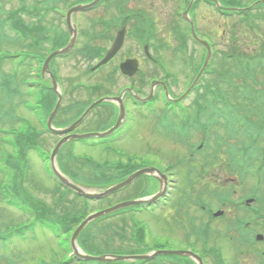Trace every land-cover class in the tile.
Here are the masks:
<instances>
[{
    "label": "rangeland",
    "instance_id": "obj_1",
    "mask_svg": "<svg viewBox=\"0 0 264 264\" xmlns=\"http://www.w3.org/2000/svg\"><path fill=\"white\" fill-rule=\"evenodd\" d=\"M224 1H226V6H229L231 3L233 6H245L246 4L252 5L253 3L252 0ZM144 2L145 3H138L137 8H140L142 4H144L143 8L146 9L148 13L147 18H151L155 26L151 41H155L157 46H153L150 50L154 54V57L158 59V62L160 63L159 65L164 64L169 69L168 71H172L179 76L180 80L178 82L173 81L172 79L170 80L172 91L175 94H181L185 90L183 84L184 79L182 78L187 75V72H190L189 68L192 66V63H189L188 65L186 64L188 61V53L184 49H181V41L175 30V25L178 23L175 11L180 10L178 8H180L182 1L145 0ZM4 4H6L7 7H12L16 5V2L15 0H5ZM54 4H58L59 6L60 4L64 5V0L60 3ZM187 7L188 5H186L185 10ZM63 10L65 11V8ZM89 14H94L96 16L103 15L110 18L114 15V12L112 9L106 11L105 9L100 8ZM84 15L86 16V14ZM235 15L238 14H234L233 17L227 18L216 13L210 6L208 7L203 4L198 5L196 22L198 24L199 32L205 35L210 41L215 42L216 54L212 62L214 68H221V62L224 60L226 63L233 62L229 54H233L231 48L233 44L232 41L234 40L237 41V49H240L241 45L245 44L244 48L250 47L251 49L257 50L253 56L257 62L264 58V35L261 34V31L264 29V24L259 20L255 21L250 35H246L248 31L246 30L244 22L242 23L241 18ZM263 15L264 11L262 8L255 11V16L259 17ZM57 16H59V14L52 10L47 15L45 22L52 24L57 21V25L60 28H63L61 23H59V18ZM88 19L89 17L87 16L80 20L81 24L86 23V25H81L82 29L87 32L84 33V37L89 39L100 35L107 42L108 34L103 32L104 27ZM78 20L79 16L77 17V21ZM99 43H104V41L100 40ZM161 43L163 45H161ZM3 46H6V43ZM195 47L198 48L199 46L195 45ZM8 48L11 49L10 51L12 52H21L25 49L12 45L8 46ZM128 49H131L132 54L135 57H139L142 62V73L137 76L136 80L137 84L140 86L142 85L144 88L143 92L147 94L151 90L150 85L146 86L148 79L154 76H156L155 78H159L163 69L143 58L139 49L137 50L131 45L127 46L126 52L122 57L128 56ZM60 62L61 63L57 66V69L61 75V82L66 90V98L56 118L58 124H69L71 123V119L75 116V110L72 109L75 102L72 100H81L80 98H83V95L81 96L80 92L76 87L74 89L73 86L76 85L78 81L88 79L87 74L85 73L87 65H85L86 62L80 55L71 58L66 63L63 61ZM184 63L187 71L184 70ZM8 67L9 65H7L6 70ZM254 73L259 77L258 83L264 81V74L261 66L255 69ZM208 79L209 74H202L199 78V83L204 84L205 80L207 81ZM238 80L239 81L236 83L241 85L244 83L243 79ZM250 84L255 86L254 83ZM192 86L193 84L191 87ZM160 87L161 84L158 83L157 86L155 85V90L157 89L161 93ZM225 88L231 93L230 99H236L237 101H240V103L243 102L244 97L236 92L235 87L234 89H230L228 85H225ZM203 89L205 91L204 86L201 90ZM258 89L264 91L262 88ZM192 95L193 94L186 98V103ZM236 104L238 105V103ZM215 111L216 109L213 108L212 112L207 113L206 107L196 105L195 112L187 118V121H191L195 118L202 120L205 113L208 114L211 120H214L213 113H215ZM17 112L19 115L25 116V111L22 107H18ZM129 112L130 116L127 117L126 121L128 122V120L132 118V130L127 133L124 139L114 142V145H116V147L118 146V148L130 151L129 154L142 156V159H145L144 164H146V166H153L155 170L154 173L162 176L164 183L168 184L163 198L164 200L171 199L170 204L165 206V208H161L160 204H157L153 210L149 209L135 212V215L133 216L134 221L132 219V214L128 213L125 216L119 215L104 220L102 226L97 224V226L89 227V225L88 231H90V233L91 231L95 233L94 241L96 245L91 249L93 254H95V256H101L103 253L139 255L145 254L146 250L150 249L154 252L160 250H177L189 246L200 255L203 253L207 264H218L220 262L222 264H262L261 254L259 253L261 250H264V243H258L257 236H259L258 234L264 235V220L254 216V214L251 216L249 211L250 208L248 207L249 210H247L245 206L242 210H239L234 206V203L239 201L244 194H249L254 191H256L257 194L259 193V188L255 185V176L251 174V168L247 169L248 171L244 173L245 176L243 177L235 174V172H233L235 169H230V161L228 157L230 149H232L233 154L239 153V149L236 146L237 139L234 135L229 138L230 141L226 139L223 142L210 141L209 138H207V143H210L211 146L209 149L207 147L209 145L200 146V142L204 141V133L197 134L193 138H190L191 141L184 137V132L179 135V138L174 135L167 137L152 119L143 118L137 108L129 106ZM103 115L104 114L99 111L92 113L80 130L85 131L95 129L101 126L102 122H99L100 120H103L106 123H113V116H108L105 119ZM27 119L32 123L33 112H27ZM55 119L53 118V121ZM212 130V126L209 128L205 125L201 126V132H211ZM217 131L220 134L225 135V131H222L221 129H217ZM255 132L261 137L260 142H262V144L259 145L261 151L256 152L257 155L254 152H252V154L256 156L257 160L262 162L264 151V129L259 131L255 130L253 127L250 128L249 137H253ZM233 133L234 131L232 130L230 134ZM44 136V145L49 149L54 138L50 137L47 133H44ZM111 147L113 148V145H111ZM69 150L77 156H87L90 157V159L93 158L91 159L92 161H98L100 163L117 161V154L114 151H107L106 148L102 146L88 148L86 142L80 140H74L69 143L63 151L62 158L65 160L64 163H61L60 168L63 169L65 175L66 173H69V171L74 170L75 174L78 176L76 182L82 187L89 191H101L105 189L106 186L104 188L102 186H93L92 184L90 186V184L85 183L97 179L98 175L94 174V171L88 168L82 169L81 167H78L80 166V159H78L77 156L74 157V160L67 161L66 155H68ZM148 150H151L149 154L147 153ZM32 156L34 158L35 154H32ZM36 157L37 159L34 158L35 160L31 162L34 170H31L29 174L30 178L28 185L38 196H40V203L55 208L58 212H63L73 205H78L77 207L80 208L81 205H79L77 199L72 195L62 197V192L54 189V186H56L55 183L52 182L53 180H48L46 177L47 174L45 164H43L42 161L43 159L38 154ZM235 159L237 163L240 160L238 155H236ZM197 164L200 166L198 171L194 170L195 168L193 167ZM192 167L193 169L191 170ZM179 169H183V179H181L176 173ZM188 170H190L191 173ZM120 177L121 176H119L118 179H120ZM156 181V179L153 180L147 175L141 176V178H138L134 184H131V186L123 188L99 202L95 201L91 203L90 210L99 207L100 204L105 207L116 204L119 201L139 197L143 194H145V197L143 198L150 199V196H153L155 192L159 191L157 187L159 184ZM175 181H177L176 185L174 184ZM235 184H240L241 186L239 185L240 187L238 186V188ZM261 186V189L264 191V182H262ZM218 188H221L219 192L225 191L230 195L231 202L233 203H221L213 198L212 200L214 201L215 199L216 201L212 203V211L224 209L228 212L229 216L234 215L236 217H241L242 220L245 221L244 227H246L247 230L245 236H238L237 233H234L233 235L232 231L229 229L231 226L229 225L230 219L228 218V215L227 217L225 216V218L220 216L213 219L211 213L210 215L209 213L207 214L199 205H194L192 200L188 203L185 202L189 199H198L200 196H206V198H209V193H212ZM233 190H235L234 193H232ZM185 191L190 194L188 197H186L187 193H185ZM260 192L264 196V192ZM72 199H74V202L71 201ZM182 201L185 202H183L184 205ZM152 202L155 203L158 201L155 200L150 203ZM261 202L264 203V199H261ZM243 203H245V200ZM259 204L260 202H254L251 205V209L256 206L259 207ZM229 205H232L234 208L231 209ZM206 209L210 212L207 205ZM181 211L188 212V215L191 217L192 227L190 229L184 228L188 217L183 215ZM124 220L126 221V224H124ZM137 220L146 228V239L143 243H137L135 240L136 232H134L133 222ZM211 220L213 221V224L210 226L209 223H211ZM31 221H33L31 216L13 208L6 207L0 197V230H3L4 227L10 223H15L18 227H22L20 229H25L32 223ZM107 224L111 227H107ZM33 229L34 230H29V228H26L23 233H17L18 236L7 237V241L3 244L0 243V255L5 256L4 264H7L6 259L15 264H41L42 259L48 263L56 264L61 258H65L66 252L63 250L61 244H59L61 238H66L65 235L63 236L62 234L56 236L39 224L34 225ZM56 254L61 258H58ZM218 255H220V259L217 257ZM177 258H180V256L174 254H159L144 264H173L172 262L174 260L176 261ZM179 263L188 264L184 259Z\"/></svg>",
    "mask_w": 264,
    "mask_h": 264
},
{
    "label": "trees",
    "instance_id": "obj_2",
    "mask_svg": "<svg viewBox=\"0 0 264 264\" xmlns=\"http://www.w3.org/2000/svg\"><path fill=\"white\" fill-rule=\"evenodd\" d=\"M4 3L5 0H0V90L5 89L8 95L11 96L13 90L11 81H13L15 71L13 67L10 68V71L4 70L3 67L6 62L4 57L7 55L1 53V51L7 50V52L11 53L12 51H10L11 49H9L8 46L12 45V46H17L18 48H25L23 51L26 52V55H29V57H33V55L35 54V46H34L35 22L33 18H35L36 16L44 17L45 13L49 11V9L44 8V12L42 13L43 11L42 7L38 6L37 4L30 6L29 4L26 3V0H20L19 5L12 7H7V5ZM46 5L49 6V1L46 2ZM23 14L28 16L30 19H24ZM5 43L6 46H3ZM53 43H55V41H53ZM28 60L30 59L28 58ZM21 62H23V60H21L19 63ZM21 74L22 76L20 77V79L25 80L26 74H23L22 70L20 71V75ZM16 80H18V78H16ZM8 102L10 103L9 99ZM12 105H13V101H12ZM10 106L0 105V114L2 115L1 118L3 122L14 124L18 120L10 119L11 116L15 115L14 105L12 108H10ZM37 135L38 134L35 132L26 130L22 142H24L25 145L28 148H30L32 147L31 145H34L35 142H37L36 141ZM244 153H245L244 160H240V161L249 164L254 162L255 157L252 158L250 156L251 155L250 152H244ZM12 163H14L13 164L14 174L12 173L10 178V185L8 184L11 197H9V199L7 200V204L21 210H23L21 207H23L24 210H28V208H31L34 209L37 213H39L40 215L37 218V220H39L38 222L47 225L49 229L54 233V235L59 236L63 234V236L64 235L66 236V238H61L59 241V244H61L63 250L66 252L67 251L66 247H68L67 242L70 236L72 235L75 228L90 212L89 203H85L84 205H81L78 202L79 205H81L80 208L77 207L78 205L77 206L73 205L63 212H58L55 208H51L44 203H40V201L35 199L31 193L23 191L19 185V182L17 181L20 179V176L16 175V172L19 166L21 165V163H23V165L25 166L27 165V154L25 155V153H22L21 158L19 153H17L16 155H11L10 164L12 165ZM69 194L71 193L68 190H66L63 192V197ZM73 197L76 198L75 195H73ZM71 201L74 202V199H72ZM128 209L130 210V208ZM110 217H112V215L106 217L103 216L101 217V219L99 218L98 220L93 222L89 227L97 226V224H100L102 226V222ZM133 223L135 228L134 232H136V236L134 235L135 240L137 241V243L143 242L146 238V228L138 220ZM124 224H126L125 220H124ZM89 227L84 229L80 234L79 244L82 247V249H84V251H86L89 254H93V251H91V249H93V247H95L96 245L94 241L95 233L93 231H91L90 233V231H88ZM107 227H111V226L108 225ZM217 257L220 259V255H218ZM4 258H5L4 255H0V264H4ZM6 260H7V264H15L14 262L8 259ZM62 261H64L63 264H79L78 262H76V260L73 257L66 258V256L63 259L61 258L59 262H56V264H62ZM90 262L84 261L80 263L86 264ZM41 264H52V263H48L47 261L42 260Z\"/></svg>",
    "mask_w": 264,
    "mask_h": 264
},
{
    "label": "water",
    "instance_id": "obj_3",
    "mask_svg": "<svg viewBox=\"0 0 264 264\" xmlns=\"http://www.w3.org/2000/svg\"><path fill=\"white\" fill-rule=\"evenodd\" d=\"M97 1H98V0H97ZM97 1H96V2H97ZM96 2H94L93 4H95ZM93 4L78 5V6L73 7V8L68 12V21H69V23H71V15H72V13H73L74 11L86 9V8L92 6ZM73 41H74V39L71 41L70 45H69L67 48H65L63 51H57V52H54V53H53V54L47 59V61H46V63H45V70H46L47 67H48V64H49L50 59H51L54 55H56L57 53L68 51L69 48L71 47V45L73 44ZM117 43H119V41H117L116 44H117ZM115 46H116V45H115ZM116 51H117V47H113V49L110 50V51L107 53L106 57L100 62V64L105 63L106 61H108V60H109V59L115 54ZM128 66H129L128 63H125V64L123 65L124 70H128ZM64 141H65V140H62V141L58 144V146L56 147L55 151L53 152V159L55 158V155L57 154V151H58L60 145H61ZM145 171H146V172H147V171L151 172V171H153V170L147 169V170H145ZM142 172H143V171L137 172V173L134 174L131 178H129L127 181L121 183V184L118 185V186H114V187H112L111 189L107 190L106 192H104V193H102V194H99L98 196L106 195V194H108V193H110V192H112V191L118 189L119 187H122V186H124V185L130 183V182L132 181V179H133L135 176H137L138 174H140V173H142ZM65 181H66V180H65ZM66 183H69L70 185H72V184H71L70 182H68V181H66ZM72 186H73V185H72ZM73 187H74L75 189H78V188H76L75 186H73ZM78 190L82 192L81 189H78ZM89 196H96V195L89 194ZM140 202H141V201H130V202L122 203V204H120V205L114 206V207H112V208L106 209V210H104V211L98 212V213L93 214V215H91L90 217H88V218H87V219H86V220H85V221H84V222L78 227V229L76 230V232H75V234H74V237H73V246H74V249H75V252L77 253V255H79L80 257H83V258H87V259H88V258H93V259H97V260H101V261L106 260V259H107L106 257H89V256H82V255H80V254L78 253V251H76L77 249H76L75 241H76V238H77L79 232L85 227V225H86L90 220H92V219H94V218H96V217H98V216H101V215H103V214H106V213H109V212H111V211H114V210H116V209H118V208H120V207L127 206V205H130V204H137V203H140ZM146 202H148V201H146ZM156 253H157V254H158V253H177V254H187V255H189V256H192V257L197 258V259L200 261V263L202 264V260H201V258L198 257L196 254L192 253L191 251H158V252H156ZM149 257H151V256H150V255H137V256H126V257H123V258H127V259H132V258H133V259H135V258L146 259V258H149ZM117 258H121V257H117Z\"/></svg>",
    "mask_w": 264,
    "mask_h": 264
},
{
    "label": "flooded vegetation",
    "instance_id": "obj_4",
    "mask_svg": "<svg viewBox=\"0 0 264 264\" xmlns=\"http://www.w3.org/2000/svg\"><path fill=\"white\" fill-rule=\"evenodd\" d=\"M257 1H259V2H257V6H259L261 3H262V5H261V8L263 9V11H264V1L263 0H257ZM256 6V7H257ZM245 9L247 8V6L246 7H244ZM261 21L263 24H264V15L263 16H259V17H257L255 20H252V25H250V26H248V32H250V27L251 26H253V24H254V22L255 21ZM247 23H249V21L247 22ZM261 34H263L264 35V29L261 31ZM246 35H250L249 33H247ZM251 52L253 53L252 55L254 56L255 55V52H257V50H255V49H251ZM253 56H251L249 59H247V60H249V61H251V62H256V60L253 58ZM262 62H264V58H262L258 63L259 64H256V65H253V66H257V67H262V69H264V66H263V64H262Z\"/></svg>",
    "mask_w": 264,
    "mask_h": 264
}]
</instances>
